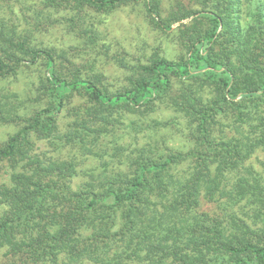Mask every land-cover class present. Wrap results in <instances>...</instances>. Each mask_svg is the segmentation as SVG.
I'll use <instances>...</instances> for the list:
<instances>
[{
    "label": "trees",
    "instance_id": "1",
    "mask_svg": "<svg viewBox=\"0 0 264 264\" xmlns=\"http://www.w3.org/2000/svg\"><path fill=\"white\" fill-rule=\"evenodd\" d=\"M130 1L138 0H84L99 9ZM204 2L217 9L183 17L200 14L210 25L189 35L187 58L154 56L132 87L122 92L104 91L91 80L62 77L54 57L45 50L32 52L31 60L12 50L0 53V77L24 62L46 57V90L52 102L7 143L0 144V176H7L0 188V205L7 208L4 213L0 209V248L8 246L34 261L66 256L72 263L85 258L126 264L159 257L161 262L171 259L172 264H264V183L237 176V145L219 142L203 117L199 126L204 151H171L158 158L141 155L127 170L109 171L111 163L105 160V168L99 173L93 171L92 180L78 188L72 185L78 174L72 161L37 159L32 161L37 164L31 172L17 158L31 157L32 147L28 145L36 136L49 137L57 132V116L76 91H84L106 110L123 103L142 106L166 93L173 78L201 76L221 86L222 103L242 107V99L253 105L264 100V68L238 62L231 49H217L223 35H228L234 45L242 40L243 0ZM249 5L247 16L254 17L264 32V2L250 0ZM148 6L152 15L160 16L159 0H148ZM173 22L160 24L170 30ZM104 112L103 121L108 116ZM76 125L78 129L67 133L65 139L79 141L84 151L94 155H108L107 150L99 151L106 128L91 131L87 120ZM191 158L198 160V169L188 177L177 176L175 168ZM154 196L161 201H153ZM226 196V204L235 209L221 208L219 216L198 212L202 197Z\"/></svg>",
    "mask_w": 264,
    "mask_h": 264
},
{
    "label": "rangeland",
    "instance_id": "2",
    "mask_svg": "<svg viewBox=\"0 0 264 264\" xmlns=\"http://www.w3.org/2000/svg\"><path fill=\"white\" fill-rule=\"evenodd\" d=\"M250 0H243L240 20L242 40L235 44L223 35L217 44L222 52L231 51L238 62L264 68V32L254 17H248ZM264 2V0H262ZM160 16L149 10L148 0L130 1L110 9L90 6L84 0H0V53L18 52L31 60L32 52L45 50L56 63L59 74L67 79L82 78L95 82L104 91L122 92L132 87L134 80L154 56L170 60L186 59L190 34L205 31L209 23L201 15L183 18L186 13L217 9L204 0H159ZM253 8V7H252ZM161 21L172 22L165 30ZM47 58L24 62L12 73L0 77V144L18 134L40 110L52 104L46 85ZM223 90L217 83L197 76L173 78L171 87L154 101L142 106L123 103L103 109L84 91L74 92L57 116L58 130L49 137L36 136L30 145V156L18 161L33 172L37 159L72 161L78 174L72 185L78 188L92 180L93 171L105 168L127 170L141 155L158 158L171 151L190 153L204 151L200 122L209 123L213 135L220 141L237 145L236 173L242 179L264 183V100L257 105L244 99L242 107L222 103ZM106 111L105 121L101 111ZM203 119L201 120V118ZM87 120L94 129H102L99 151L104 157L84 151L79 141L65 139L78 129L76 124ZM86 131V130H84ZM91 134L90 138H92ZM196 158L181 162L175 168L177 176L188 177L198 169ZM214 168L217 163H213ZM7 176H0V188ZM227 198V199H226ZM202 197L198 212L221 215V208L235 209L226 204L229 198ZM225 200V201H224ZM153 201H161L154 196ZM1 212L7 208L0 205ZM240 215H243L242 213ZM215 216V217H216ZM249 220L248 218H245ZM150 258V256H149ZM172 264L159 257L126 264ZM0 264H110L78 258H46L34 261L30 257L0 248Z\"/></svg>",
    "mask_w": 264,
    "mask_h": 264
}]
</instances>
